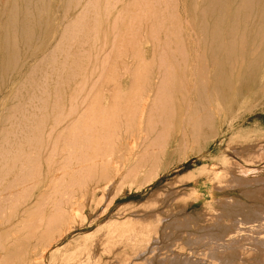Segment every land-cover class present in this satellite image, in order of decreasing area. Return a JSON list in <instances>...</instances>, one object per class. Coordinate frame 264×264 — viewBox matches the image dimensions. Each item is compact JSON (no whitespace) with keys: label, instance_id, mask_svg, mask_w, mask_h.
Here are the masks:
<instances>
[{"label":"rangeland","instance_id":"374dc122","mask_svg":"<svg viewBox=\"0 0 264 264\" xmlns=\"http://www.w3.org/2000/svg\"><path fill=\"white\" fill-rule=\"evenodd\" d=\"M6 1L7 0H0V4L4 5L6 4ZM62 1L64 0H53L52 12L56 17V29L54 30L56 37L55 39L53 37L46 40V46L48 48L50 47V49L54 48L55 45L59 42L61 31L64 25L73 17H75L80 9L78 7L76 8V10L74 9L66 13L62 5ZM84 1L85 0H83V2ZM181 1L183 0H180V2ZM236 1L238 0H230V3L234 5L233 2L236 3ZM54 2L56 3L54 4ZM128 3H130V0H97V30L95 31V33H97V36L95 37L96 34L94 35L92 33L91 38L89 39L90 41L88 40L85 43L86 45H84V49L87 50L85 56L86 54H88V56L90 55L89 58L91 57V59H84L86 63L85 66L88 64L89 69L88 65L87 68L84 67V70H86V72H82L83 76L79 75L78 77H76L72 82H70L69 85L66 86L64 90L65 112L69 110L71 104H75L77 106L76 113L80 111L84 112L87 107L90 108L91 106H94V108H91L95 110L92 111L91 108L90 110L87 109L88 112H86V114L89 113V115L93 117H91L92 119L90 118L91 121L96 122L99 117L101 120H98V125L95 122H90V120L86 121L85 124L89 126L90 124H88V122H90V126H93L92 123H94L95 127H93V129L95 130L97 128L95 131H97V133L100 132L97 137L100 134L103 135H100L102 137H98L99 140L97 138L98 144H96L97 146H95L97 148L98 146H101V148H99L101 149L100 151L105 149L106 151L109 150L107 152L104 151L99 154L101 157L98 156V163L96 161V156L94 155V157L92 155L93 151L91 152L90 150L91 154L89 153V157L91 155L90 158L92 159H89V163L88 161L85 162V167L87 166V164H90V166H87L86 168L83 167L85 170H81L80 173H78L79 171L73 172L75 171L74 169L72 172H69L71 169H68L67 173L65 171V173L68 175L65 176V181L67 183L73 181L74 183L72 184L77 183L75 185H79L78 188L80 187V185L82 186L81 188H83H79L81 189L79 190L77 187H75V189L77 188L76 190H78L80 194L79 196H81V194L83 193V197H79L80 199L78 200V202L80 200L82 202L80 201L81 203L79 202L80 204H78L76 200L75 203L78 204V206L81 205L80 207L75 205V209L78 207L76 210H79L80 214H78L79 212L75 211L76 217H74V221L73 223H71L73 224V226H71L72 228L67 225V227L65 226L66 229L62 228L63 230H67V234L63 238L61 237V232H63L61 231L62 229L55 230L52 233L53 235L51 234V237L49 236V238L47 237L45 239L46 241H43L41 239L37 240V236L27 237L26 228L22 229L24 230V233L20 231L22 236H19L20 232L14 234L12 233L11 235H9V238L5 239L7 241L2 240V243L5 242L7 244L6 245L4 243L6 246H10L13 248L19 245H26L25 247H22V249L27 247L28 248L22 250L20 248L21 246L19 247L23 256L20 255V252L19 256L17 255L18 253L14 255L9 253L8 255L7 251L5 252L2 250L1 252L0 249V264H7L5 262L3 263V261L6 260L9 261L8 264H20L21 262V264H37L39 259L36 256H38L42 251L40 247L42 246L43 248V246H47L46 244H50V241L53 242L51 244H54V247L58 246V254H61H59L60 257L57 260L56 264H264V246L261 247L262 245L259 243L258 249H254L256 247L253 248L252 244L247 246L245 245L243 247V245H237L238 241L236 240L240 238V235H238V233L236 232L237 227L245 228L246 226L250 225V223L256 218H259V222H262L264 218V82H262L260 79L258 80L257 78V80L253 81L250 84L241 85L237 90H235L236 96L233 95V97L228 101H226L224 98L223 103L219 102L216 98H213V102H211V110H213L212 113L214 118L213 126H207L209 123L207 125L201 124L202 126L199 128L200 132L196 134L191 133V125L186 122L187 120L184 121L183 119V117L185 116L184 113H186L187 109V101H192V99H194L193 101L195 102L193 103L192 101V105H196L197 102V95L195 97L196 92L194 93V90H192L194 87V83L193 81H191L192 84L190 82H187V85L190 86V89H178L179 91H176L174 98L175 104L177 105V115L179 117H182L181 119L183 121L179 119V117L175 118L176 120L170 119L166 122L164 121V119L159 120L160 117H157V114H159L160 112H155L156 110L158 111L159 106V100H157L159 99V97H157L158 92L156 88H158V86L161 84L160 79H164L162 73L163 68H160L159 64V53L161 51V48L163 47H161L163 43L160 42H163V37L161 34L160 39L162 41L158 39L159 36L155 39H150L147 37V40L145 41V37H143L145 35H142V40L144 41L142 42V44H139L140 54L138 55V53L136 52L138 55L136 57L134 54L135 47L130 42L131 29L130 19L128 18L131 17L132 9L128 8ZM184 3L188 4L187 0L181 2L182 7H180V13L181 10H184ZM185 7L187 8V6ZM187 9L189 10V8ZM185 10L181 13L184 18H186L187 15L189 17L193 15V13L189 12L190 10ZM184 12H186L187 15H185L186 13ZM139 14L141 15L140 9ZM142 15L141 18L142 20L144 19L142 23L146 25V19L142 17ZM252 15V17H255V21L254 19L251 20V16H249L248 21L252 24H255L257 22V14L255 12ZM142 23H140V26L145 34L147 33V31L145 29V26H142ZM251 23H248V25H250ZM58 24L62 27L60 26V28H58ZM255 25H257V23ZM255 25L251 26L254 27ZM90 42L91 44L89 45ZM93 43L95 44L93 45ZM185 43L187 46L190 44V46L193 48L191 49L190 46H188L189 52L192 53L191 57L196 56V54L201 52L200 49L195 47L196 45L193 44V41L190 42L189 40H187V42L185 41ZM168 48L169 50H171L170 48L173 47L172 45H168ZM193 52L195 53V55ZM38 56L41 57L42 54L40 53ZM38 56L36 59L33 58L31 60H26L25 62L27 63L24 64V67L20 72H16L10 75L12 77H9V79H7L8 81L6 80L7 82H5L6 85L4 84V87L2 86L0 92V101L2 98H7L15 88L14 86L19 84L20 80L22 81V79H24V74L39 58ZM57 57L58 63L56 65H53L55 70H53L55 72V74L53 75L55 76H53L51 80H54L55 77H57V75L59 74L60 71H58V69L56 68L59 67V63L64 60L65 52L57 51ZM32 60L35 61L33 62ZM87 60H89V62ZM145 69H148L149 72ZM88 71L89 73L87 75ZM144 74L148 75L149 77H146ZM150 76L154 81L150 79ZM170 77L168 76V78ZM182 77H184V79L189 78V76ZM13 83L15 85H13ZM92 85L94 86L93 88ZM130 85L132 88L130 87ZM81 87L83 90L81 89ZM133 87L136 88L133 89ZM117 91L118 93H116ZM53 92L54 91L50 90V100L54 98V96H57L55 95L57 93L54 94ZM74 94L75 99L70 98ZM150 94L154 95L150 96ZM84 97H86L87 99L84 100ZM68 98L70 100H68ZM119 99H121L120 102ZM132 99L133 101H135L132 102ZM185 99L187 100L185 101ZM73 100L77 102L72 103ZM112 100L113 102L115 101L116 107L115 105L113 106L115 108L118 107V109H115V113L113 114V116L112 111L114 110V108L112 109L113 106L110 107L113 103ZM147 100H149L148 102L150 103H154V105L146 103ZM176 101L179 103V107L182 105V109L181 107H178V103ZM8 103L10 104V102L7 101L6 104L8 105ZM123 103L125 105H122ZM84 104L86 105L84 106ZM136 104L137 107H139L138 109H140L142 106L145 107V105L143 104H146L147 108L145 107V111H143V107L142 110H138L136 109ZM204 104L208 106L207 102H205ZM5 105L0 106V108H3ZM149 105L153 107H151L153 110L149 107ZM155 105L156 107H154ZM220 105L221 107H219ZM105 106H107V108H105ZM123 108L126 112L122 110ZM106 109L111 112V114L109 112V114L107 115L111 116L112 118L104 115L105 112H107L105 111ZM178 109H180L181 112L178 111ZM100 110H104L105 112H101V114L99 115L98 112L100 113ZM130 110L131 112L129 113ZM116 111L119 112L117 113ZM122 111L124 113H122ZM136 111L138 113L142 112L144 114L142 120L138 119L141 117L136 113ZM90 112H94L96 114H90ZM202 112L204 113V110H202ZM76 113L69 116L64 122H62L59 125L60 128L67 125L68 121L70 122L73 118H75ZM133 113L135 114V116L132 117ZM180 113L184 116L180 115ZM97 114L99 115V117ZM101 116L107 117H104V119L109 122L107 123V125L109 124L108 127L117 126L118 130L115 129V135H119L121 133L118 138L116 136H111L114 135L115 130L111 132L114 127L112 129L106 128V122H104V120L102 119L103 117L101 118ZM108 117L111 119L109 120ZM114 117L117 120L114 119V121ZM127 117L131 118L129 119ZM178 119L179 122H176L178 121ZM161 121H164V123H162ZM151 123H153V125ZM100 126L104 127V129H101V131L99 129ZM137 126L140 127L138 128ZM149 126H151L152 128ZM136 127L138 129H136ZM109 130L111 132H109V134L111 135L107 133V131ZM102 131L104 133H107L108 135L106 134L105 136ZM150 132L152 133V135ZM93 133V131H90V134ZM160 133L161 135L167 134V136H165V138L162 137L160 141L159 138L157 141H155L157 139V135ZM161 135H158V137H160ZM104 136L108 141L106 140V138L103 139ZM107 136H111L113 138L112 141L115 144L111 142L112 138H109ZM100 138L103 140H100ZM116 138L119 140H117ZM196 138L198 141H195ZM104 140L106 142H104ZM107 142H110L108 143L110 145L113 144L112 146L116 145L115 147L120 145L119 149L118 147L116 149L114 147V149H118L119 152L115 151L113 147V150H111L110 146L109 148L107 146L105 147V145H108ZM157 142L159 145L158 147L161 146L162 148L159 153H156L157 150H153L157 145H155L154 143ZM145 143H147L148 145ZM140 144L142 146H140ZM149 144L152 145L149 147ZM58 145L57 154H59L53 156L54 160L58 161L57 163L55 162V164H60V162L62 163L61 158L62 156L66 155V152L63 151L62 143L60 142ZM153 146L154 148H152ZM131 147L134 148L131 150ZM121 148L123 149V151ZM148 148L149 150H147ZM151 148L152 150H150ZM143 149L145 151L144 153L141 152V150L143 151ZM163 149L164 151H162ZM129 150L130 153L128 154L127 151ZM137 150L139 152H137ZM115 153L118 156H116ZM224 153L226 157L222 155ZM42 154V158L45 159L44 155L46 153L44 152ZM138 154L139 156H135ZM45 156H47V154ZM133 156L136 158L134 159ZM219 156L223 157L224 159H221ZM227 156L230 159H228ZM44 159H42L41 161L43 175L41 180H44L45 176L47 175L46 173H48V168L46 169L48 163H46V160L44 161ZM134 160L137 161L135 162ZM217 160L219 161V165H217ZM225 160L230 161H227L226 165L223 163L220 164ZM79 162L80 161H76V159H74L71 160L70 164H72V166H76L78 164L79 166H81ZM53 163V166H57ZM150 163L151 165L149 166ZM228 163L232 164L230 165ZM91 164H95L94 167ZM116 164H121V166H123L122 164H124L123 168L118 172L119 174H115V169L111 168L112 166H117ZM82 165H84V163ZM100 165L104 169L105 167H108L107 172L104 171L103 168L99 167ZM131 165L134 168L131 167ZM210 165L212 167L209 169ZM227 165H229L228 169H226ZM232 165H235L236 169L232 170V168H230L232 167ZM126 166H128L129 168H127ZM214 166L215 169H213ZM91 167V173L93 172V175L90 173ZM124 167L128 169L127 172H125L126 170L124 169ZM108 169H110V171H108ZM129 169L131 170L129 171ZM220 169L223 172H221ZM225 169L230 170V172L232 171L231 173L229 171L227 172L229 173V177ZM210 170H216L215 173L217 172V174L213 172L212 175V172ZM100 171L102 173H100ZM133 171H135L134 175H127L128 172L129 174H133ZM233 172L235 173L234 175ZM76 173H78L79 175ZM219 174H221L222 176ZM90 175L93 178H91ZM103 175H105L106 177H103ZM74 176L77 180H72L73 178H75ZM230 176H236V182H241L240 180L242 179H244L245 181H250L251 186L249 185V189H246L248 187L247 184H236L235 181L232 182V180H234V177L232 178ZM68 177L72 181H70ZM79 178L83 179L81 180ZM113 179L114 181H112ZM39 185L40 188L35 189L33 192L34 195L31 198V203L36 201V197L43 190V183L40 182ZM39 189L40 191H38ZM52 196L51 199L54 196H58V194L54 195L53 197ZM230 199L232 200V203H226V201ZM46 203L48 204L45 205V207L47 206L48 208L46 207V209H49L51 207V200L49 199L48 201H45V204ZM15 205L16 203H9L6 213L10 212L11 214V210L16 211ZM13 212L12 214L14 215V213L16 212ZM258 214L259 217H257ZM3 221L5 220L0 218V223ZM8 224V222H5L3 226ZM109 225L118 228L116 229L117 231L115 230L114 232H112V230H110V227H108ZM133 232H139L140 234L139 236L137 235L138 237L135 236L132 238ZM23 234L26 236H24ZM18 236L21 238L23 237L24 239H19ZM218 236H223L222 240H225L224 242H231L232 239L236 241H234V243H231L233 245L229 248H216L214 237L219 238ZM16 237H18V240L16 239ZM262 237L264 238V234L259 235V242ZM139 238L141 241L139 240ZM25 239H28V242ZM240 239H242L241 241H239L241 243L246 241L253 243V241L245 240V237ZM16 240V243L18 245H15L16 243H14V241ZM139 242L146 245L145 252L141 253L140 255L135 253V248H137V244L139 245ZM19 248H15L16 251H19ZM49 253L51 254V252ZM49 253L46 255V260L48 261L51 260L49 259V257L52 256V254L50 255ZM1 255H3V258L1 257ZM15 255L17 257H14ZM147 257L153 258V262L145 261ZM5 258L7 259L3 261L1 260Z\"/></svg>","mask_w":264,"mask_h":264},{"label":"bare ground","instance_id":"6f19581e","mask_svg":"<svg viewBox=\"0 0 264 264\" xmlns=\"http://www.w3.org/2000/svg\"><path fill=\"white\" fill-rule=\"evenodd\" d=\"M183 1H181V2H183ZM62 2H63L62 5H63L66 13H68L69 11H72L74 9L76 10V8H78V7L80 9H79V12L77 13V15L75 17H73L69 22H67L64 25V27L62 28V31H61L60 40L55 45V47L52 49H50V47L48 48L46 46V44H47L46 40L49 38H53V37L55 39V37H56L55 32H54V30L56 29L55 28L56 17H55V14H53V12H52L53 0H7L6 4H4V5L0 4V92H1L2 86L4 87V84L6 85L5 82L8 81L7 79H9V77H12L10 75L13 73H16V72H20L23 69L24 64L27 63V62H25L26 60H28V59L31 60L33 58L36 59L40 53L42 54L41 57L38 56L39 58L36 61L32 60L33 62L34 61L35 62H34V64L31 63L32 65L30 66L28 71H26V73L24 74V79H22V81L20 80V83L17 84L16 86H14L15 87L14 89L12 88L13 90L8 95L7 98H2L0 101V106L5 105L7 101L10 102V104L8 103V105L6 104L3 108H0V123H1V128H0V218L5 220V221L0 223V249H1V252H2V250L5 252L7 251L8 255H9V253H11L13 255L18 253L17 255L19 256V252H20V255L23 256V254H21L20 248L22 249V247L26 246L25 244L21 243L25 246L19 245V246H15L13 248L10 246H6L7 244L5 242L4 243L6 245L4 243H2V240L9 238V235H11L12 233L13 234L19 233L20 231L23 232L24 230H22V229L26 228L27 237L28 236L29 237L37 236L38 237L37 240L41 239L43 241H46L45 239L47 237L49 238V236L51 237V234L55 230L65 228L66 225L70 226V227L73 226V224H71V223H73V221H74L73 219H74V217H76V212H75V211H77L76 209L81 206V205L78 206V204H80L82 201L80 200L81 202L79 201L80 202L79 203L78 200L80 199L79 197H81V196L83 197V195H82L83 193L81 192L82 194H81V196H79L80 194H79L78 190H76L79 185L76 186L75 184H77V183L72 184V183H74L72 180H74V179L77 180L75 176H74L75 178H73L72 180L69 178L70 176L68 177V179H70V181H72V182L67 183L65 181V178H66L65 176H68L66 173L68 172V169H71L69 172H72L74 169L75 171H73V172L79 171L78 173H80L81 170H85L84 168H86L87 166H90V164L89 165L87 164V166L85 167V164H86L85 162L88 161V163H89V159H92V158H90L91 155L89 157L90 150H91V152L93 151L92 155L96 156V161H97L98 156L101 157L99 154L106 151V149L100 151L101 149H99V148H101V146L100 147L98 146V148L96 147L97 146L96 144H98L97 142L99 140L98 137H102L103 135L100 134L102 136L99 135L97 137V135L100 132L97 133V131H95L97 128L95 130L93 129V127H95L94 123H92L93 126H90L91 125L90 122H95V121L90 120V118L92 116H90L89 113L86 114V112H88L87 109L90 110V108L91 107L94 108V106L90 105L91 107L90 108L87 107V109H85V107H84V109H85L84 112L80 111V112L76 113L77 106L75 104H71V106L69 107V110H67L66 112L64 111V105H65L64 90H65L66 86L69 85L70 82H72L76 77H78L79 75L83 76V73H82L83 71L86 72V70H84V67L87 68L88 64L85 66V64H86L85 58L88 59L90 55L88 56V54H86V56H85V53L87 52V50L84 49V45H86L85 43L91 38L92 33L94 35L96 34L95 37L97 36V33H95V31L97 30V0H85L84 2H83V0H64ZM181 2H180V0H130V3H128V5H127L128 8L132 9L131 17L128 18V19H130V29H131V36L130 35L129 36H130L131 44L135 47V50H134L135 53L134 52L133 53L137 57L140 54L139 44H142V42L144 41V40H142V35H145V36H143V37H145V41L147 40L146 39L147 37L150 39L151 38L155 39L158 36H159L158 39L160 41H162L160 39V36L162 34L163 42H160V43H163L161 45V47L163 46L162 47L163 49L161 48V51L159 53V55H160V58H159L160 63L159 64H160V68L161 67L163 68L162 73H163L164 79L163 80L160 79L161 84L158 86V88H156L157 92H158L157 97H159V99H157V100H159V106H158V111L156 110L155 112H157V113L160 112L159 114H157V117H160L159 120L164 119L165 122L167 120L169 121L170 119L178 118L179 116L177 115V111H176L177 105L175 104V100H174L176 91H179L180 89L182 90L185 88L190 89V86L187 85V82L191 83V81H193L194 87L192 86L193 87L192 90H194V93L196 92L195 97L197 95L196 105L191 104L194 99H192V101L188 100L187 106H186V108H187L186 113H184L185 116L182 115L181 113H180V115L184 116L183 117L184 121L187 120L186 122H188V124L191 125V128H192L191 133L196 134V133L200 132L199 128L202 126L201 124L207 125L209 123L207 126H210V127L213 126V123H214L213 119L214 118H213V113H212L213 110H211L212 109L211 102H213L212 101L213 98L214 99L216 98L219 102L223 103L224 98L226 101H228L233 97V95L236 96L235 90H237L241 85L250 84L253 81L257 80V78H258V80L260 79L262 82H264V0H238V1H236V3L233 2L234 5L231 4L232 1L230 3V0H187L188 4H186V3H184V4H185V6H187V8H189L190 11L183 4L182 5L184 7V10L186 8V10L193 13V15L191 16V14H190L191 17H189L187 15V13L184 12V13H186L185 15H187L186 18H184L183 15L181 14L184 10L183 11L181 10V13H180V9H181L180 7H182ZM55 3L56 2H54V4ZM139 9L141 11V15L143 13L142 17H144L146 19L145 20L146 25H144L142 23L144 21V19L142 20L141 15L139 14ZM54 12H55V10H54ZM255 12L257 14V16H256L257 25H255L256 23L252 24L251 22L248 21L249 16H251ZM252 16H251V20H253L255 18ZM254 21H255V19H254ZM140 23H142V26L143 25L145 26L147 33L144 34V31H142ZM248 23H251V24L248 25ZM251 25H255V26L252 27ZM60 26L61 25H59L58 28H60ZM141 31H142V33H141ZM187 40H189L190 42L193 41V44L196 45L195 47L200 49V51H201L198 54H196V56H193L195 58L191 57L192 53L189 52V48H188V46H190V44L187 46L185 43V41L187 42ZM95 43H93V45ZM90 44H91V42L89 43V45ZM93 45H92V47H93ZM168 45H170V46L172 45L173 48H170L171 50H169ZM190 48L193 49L191 46H190ZM191 49H190V51H191ZM57 51L65 52V58H64V60H62L59 63V67L56 68L60 72L57 75V77H55L54 80L52 79L53 80L52 81L51 78L53 76H55V75H53V74H55V72H54L55 70H54L53 65H56L58 63ZM136 52L138 53V55ZM194 55H195V53H194ZM89 59H91V57ZM87 61L89 62V60H87ZM132 67H133V65H132ZM158 68H159V65H158ZM88 69H89V65H88ZM145 70L148 71V69H145ZM56 73H57V71H56ZM88 73H89V71L87 72V75H88ZM146 74H144V75L147 77L149 75V73H148V75H146ZM168 76L169 77L171 76V77L168 78ZM182 76H185V77L189 76V78L184 79V77H182ZM160 77H162V76H160ZM150 79L152 80L151 76H150ZM152 81H154V80H152ZM75 82H76V80H75ZM144 83H145V81H144ZM13 85H15V84L13 83ZM93 85H95V84H93ZM93 85H92V88L94 87ZM130 87H131V85H130ZM135 88L133 87V89H135ZM151 88H152V86H151ZM81 89H82V87H81ZM50 90L54 91L53 92L54 94L57 93V94H55L57 96H54V98H52L51 100H50V97H51L50 96ZM118 91H119V89H118ZM118 91L116 93H118ZM225 91H227V92H225ZM128 92H129V90H128ZM134 92H135V90H134ZM151 95H154V94H150V96ZM146 96H148V95H146ZM74 97H75V94L70 98L75 99ZM195 97H193V98H195ZM116 98H115V100H116ZM83 99L85 100L87 98L84 97ZM68 100H70V99L68 98ZM120 100L121 99H119V102H120ZM145 100H146V98H145ZM186 100L187 99H185V101ZM134 101L132 99V102H134ZM142 101H143V99H142ZM148 101L149 100H147L146 103H150ZM74 102L76 103L77 101L73 100L72 103H74ZM86 102H88V101H86ZM95 102H96V100H95ZM112 102H113V100H112ZM194 102L195 101H193V103ZM205 102L208 103L207 104L208 106H206L204 104ZM219 102H218V105H219ZM150 104L154 105V103H150ZM184 104H185V102H184ZM85 105L86 104H84V106ZM93 105H94V103H93ZM113 105H115V101L112 103V105L110 107H112ZM122 105H125V104L123 103ZM143 105H145V107L147 108L146 104H143ZM218 105H217V107H218ZM97 106H96V108H97ZM115 107H116V105H115ZM115 107L114 106L112 107V109L114 108V110L112 111V116L115 113V109H118V107L117 108H115ZM136 107H137V104H136ZM142 107L140 108L141 110H142ZM145 107H143V111H145L144 110ZM149 107L151 108L152 106L149 105ZM154 107H156V105ZM178 107H179V103H178ZM180 107L182 109V105ZM219 107H221V105ZM103 108H104V106H103ZM105 108H107V106H105ZM133 108H131V109H133ZM138 108L139 107H137L136 109H138ZM140 109H138V110H140ZM93 110H95V109H92V111ZM120 110H121V107H120ZM122 110H124V108ZM152 110H150V111H152ZM202 110H204V113L202 112ZM105 111H107L108 113ZM105 111L100 110V113L98 112V114L100 115L101 112H103V113L105 112L104 115H107L110 112L107 109ZM178 111L181 112L180 109H178ZM130 112H131V110L129 111V113ZM75 113H76V117L75 118L72 117L73 119L70 122L68 121L67 125L62 126L60 128L59 125L62 122H64L69 116H71ZM91 113H94V112H90V114ZM122 113H124V112L122 111ZM136 113L139 114L141 117L138 119L142 120L144 114L142 112H141L142 114L138 113L137 111H136ZM94 114H96V113H94ZM94 114H92V115H94ZM110 114H111V112H110ZM99 115H98V117H99ZM107 116H109V115H107ZM129 116H130V114H129ZM133 116H135L134 113H133L132 117ZM104 117L105 116H101V118L104 120V122H106L105 125H107V123H109V122H107L104 119ZM109 117H111V116H109ZM115 117L113 118V120L117 118V117L116 118ZM105 118H107V117H105ZM111 118H109V120ZM119 118H120V116H119ZM127 118L130 119L131 117H127ZM181 118L182 117H179V119H181ZM96 119H94V120H96ZM99 119H100V117L95 122L97 125L99 124V121H98ZM149 119H151V118H149ZM179 119L176 122H179ZM89 120H90V122H88V124H90V125L88 126L85 124V122L89 121ZM97 121H98V123H97ZM136 121H137V119H136ZM164 121L163 122L161 121V122L164 123ZM100 122H103V121H100ZM153 123H151V124L153 125ZM180 123H181V121H180ZM108 125L105 127L109 128V129H112L114 127L111 132H113L115 129L118 130L117 126L108 127ZM159 125H161V124H159ZM101 126L99 128L100 131H101V129L102 130L104 129V127H101ZM146 126H145V128H146ZM151 126H149V127H151ZM154 126H157V125H154ZM137 127H136V129H138L140 126L138 128ZM164 129H165V127H164ZM116 130L114 132V135L109 134L110 130L107 131V133L111 136H116L118 138V136L121 135V133L119 132L120 133L119 135H115ZM90 131H93L94 133L90 134ZM153 131H155V130H153ZM141 132H143V131H141ZM107 133L103 132V134L105 136ZM117 133H118V131H117ZM123 133H125V132H123ZM167 133H169V132H167ZM151 135H152V133H151ZM158 135H161V133ZM158 135L156 137L157 139L154 137L156 139L155 141H157L158 138L160 141V139L162 137L165 138V136H167V134H162L160 137H158ZM105 136L103 137V139L106 138ZM198 136H199V134H198ZM107 137H109V136H107ZM97 138H98V140H97ZM103 139L100 138V140H103ZM106 140H107V138H106ZM112 140H113V138L111 139V142L113 143ZM117 140H119V139H117ZM125 140H127V139H125ZM196 140H197V138L195 139V141ZM60 142L62 143L63 151L66 152V155L62 156V158H61L62 163L60 162V164L59 163L55 164V162L57 163L58 161H55L53 156L59 154V153L57 154V152H58L57 145ZM104 142H106V141L104 140ZM116 142H118V141H116ZM158 142L154 143L155 145L157 144L155 149H153V150H157L156 153H159L160 150L162 149L161 146L158 147L159 146ZM161 142H162V140H161ZM164 142H163V145H164ZM108 143H110V142H107V144ZM113 144H115V143H113ZM145 144H147V143H145ZM152 144H149V147ZM112 145L108 144V145H105V147L107 146L109 148V146H110L111 150H113L116 145L115 146H112ZM136 145H138V144H136ZM119 146L120 145L117 146L118 149L120 148ZM140 146H142V145L140 144ZM154 146L152 148H154ZM112 147H113V149H112ZM117 147H115V149ZM133 148L134 147H131V150ZM152 148L150 150H152ZM118 149L115 151H118ZM144 149H143V151L141 150V152L144 153L145 152ZM60 150H61V148H60ZM111 150H110V152H111ZM147 150H149V148ZM63 151H62V153H63ZM107 151H109V150H107ZM122 151H123V149H122ZM162 151H164V149ZM44 152L47 154V156H45L46 154L44 155L45 159L42 158V155H43L42 153H44ZM127 152L129 154L130 150ZM137 152H139V151L137 150ZM154 153H155V151H154ZM112 154H114V153H112ZM115 155H116V153H115ZM222 155H224V157H226L225 153ZM116 156H118V155H116ZM135 156H139V154L135 155ZM228 156H227V158H228ZM133 158L135 159L136 157L133 156ZM137 158H139V157H137ZM148 158H150V157H148ZM220 158L222 159L223 157H220ZM227 158H225V159H227ZM42 159H44V161L46 160L45 162L48 163L47 164L48 166L46 167V169L48 168L47 169L48 173H46L47 175L45 176L44 180H41L42 176H43L42 175V162H41ZM74 159H76V161H80L79 163L81 164V166H79V164L76 166L75 165L72 166V164H70V162H71V160H74ZM103 159H101V160H103ZM126 159H128V158H126ZM146 159H147V157H146ZM160 159H161V157H160ZM228 159H230V158H228ZM98 160H100V159H98ZM158 160H159V157H158ZM227 161L229 162L230 160H227ZM227 161L226 160L223 162L220 161L221 162L220 164L223 163L226 165ZM94 162H95V160H94ZM218 162L219 161L217 160V163ZM52 163L57 165V166H53ZM76 163H78V162H76ZM83 163H84V165H82ZM97 163H98V161H97ZM228 164L231 165L232 163H228ZM91 165L94 167L95 164H91ZM122 165L124 166V164H122ZM132 165H131V167H133ZM150 165H151V163L149 164V166ZM217 165H219V163ZM123 166H121V164H119L117 166H112V167L110 166V167L112 169H115L114 170L115 174H119L118 172L120 171V169L123 168ZM128 166H126V167L129 168ZM99 167H101V165ZM211 167L212 166L210 165L209 169ZM228 167H229V165H227L226 169H228ZM101 168H103V167H101ZM107 168L108 167H105V169L103 168L104 171L107 172ZM133 168H132V170H133ZM230 168H232V170L236 169L235 165H232V167H230ZM96 169H97V166H96ZM110 169H108V171H110ZM124 169L126 170L125 172L128 171V169H126L125 167H124ZM213 169H215V166L213 167ZM93 170H94V168H93ZM130 170L131 169H129V171ZM230 170H226V173L228 171L230 172ZM65 171H66V173H65ZM91 171H92V167L90 168V173H91ZM104 171H103V173H104ZM135 171H136V169H135ZM135 171H133V174H131V173L129 174V172H128L127 175H134ZM215 171L214 170L211 171L212 175H213V172L215 173ZM220 171H221V169H220ZM221 172H223V171H221ZM78 173H76V174H78ZM100 173H102V172L100 171ZM68 174H70V173H68ZM71 174H73V173H71ZM76 174H74V175H76ZM215 174H217V172ZM227 174L229 177V173H227ZM234 174L235 173L233 172V175ZM101 175H100V178H101ZM219 175H221V174H219ZM83 176H81V177H83ZM104 176L105 175H103V177ZM224 177H226V176H224ZM230 177H232V176H230ZM233 177L232 178L234 180L231 179L232 182L235 181L236 176H233ZM91 178H93V177L91 176ZM151 178H152V176H151ZM79 179L82 180L83 178H79ZM105 179H108V178H105ZM109 179H110V177H109ZM114 179L112 181H114ZM81 180H79V181H81ZM88 180H90V179H88ZM240 181L241 182H239V181L238 182L235 181V182H236V184H240V183L241 184H247L248 187L246 189H249V185L251 186L250 181H245L244 179H242ZM40 182L43 183L44 188L42 187L43 190L36 197V201L31 203V198L34 195L33 192L35 189L40 188L39 187ZM95 182H97V181H95ZM225 182H227V181H225ZM79 183H81V182H79ZM110 183H111V181H110ZM82 185H84V184H82ZM75 187H77V188L75 189ZM81 187L82 186L80 185L79 188H81ZM252 187H253V185H252ZM81 189H83V188H81ZM81 189H79V190H81ZM38 191H40V189ZM83 192H84V190H83ZM56 194H58V196H54ZM51 196L53 197L52 199H51ZM45 199L51 200V207L49 209H46L47 206L45 207V205H47L50 202L45 204V201H48ZM81 199H83V198H81ZM76 200H77L78 204H75ZM231 201H232L231 199L227 200L226 203H232ZM9 203H12V204L16 203V205H15L16 211L11 210V214H10L9 210H8L9 213H6V210L9 206ZM75 205L78 206L76 209H75ZM16 206H17V208H16ZM81 210H82V208H81ZM13 211L16 213H14ZM12 212L14 213V215L12 214ZM77 212H79V210ZM78 214H80V212ZM257 217H259V214ZM77 218H79V217H77ZM5 222H8L9 224L3 226V224ZM108 227H110V230H112V232H114L116 229H118V228L113 227L112 225H109ZM61 231H63V232H61ZM61 231H60L61 235H62L61 237L63 238L66 236L67 230L62 229ZM236 232L238 233V235H240V238L245 237L246 238L245 240L253 241V243L247 242V241L241 243L239 241H241L242 239H240V238L236 239L235 238L238 241L237 245H243V247H244L245 245L247 246V245L252 244L253 248L256 247L254 249H258L259 243L262 245L261 247L264 246V238L263 237L260 239V242H259V235L264 234V218H263L262 222H259V218H256L255 220H253L250 223V225L246 226L245 228L237 227ZM139 234H140L139 232H136V233L133 232L132 238L135 236L138 237ZM26 235H24V236H26ZM141 235H142V233H141ZM19 236H22L21 232H20ZM18 237H16V239ZM222 237L223 236L219 237L220 239L214 237V239H215L214 242H216V245H215L216 248H221V249L229 248L230 246L233 245L231 243H234V241H236V240L232 239L233 241L231 240V242H224L225 240L223 241ZM22 238L19 237V239H22ZM141 239H142V237H141ZM17 240L14 241V243H16ZM139 240H140V238H139ZM245 240H243V241H245ZM5 241H7V240H5ZM35 242H36V240H35ZM49 243L50 244H48V243L46 244L47 246H45V247L43 246V248H42V246L40 247L42 249V251L39 253L38 256H36L39 259L37 264H56L57 263V260L59 259L60 255H61L60 253H59L60 255L58 254V251H59V249L57 248L58 246L54 247V244H51V243H53L51 241ZM255 243H257V244H255ZM8 245H10V244H8ZM15 245H18V244L16 243ZM38 246H40V245H38ZM17 247L18 248L20 247L19 251H16L15 248H17ZM27 248H24V249H27ZM245 248H247V247H245ZM24 249H22V250H24ZM135 249H136L135 253L140 255L141 253L145 252L146 245L144 243L139 242V245L137 244V248H135ZM32 251H34V250H32ZM49 252H51V254H52V256L49 257V259H51L50 261L46 260V255ZM3 255H1V257ZM8 255H6V256H8ZM9 257H11V256H9ZM14 257H17V256L15 255ZM6 259L7 258L1 259V260L3 261ZM9 259H11V258H9ZM149 259H150V261H149ZM153 260H154L153 258H148V257L145 259V261H148V262H153ZM225 261H226V259H225ZM4 262L8 264L9 261L6 260V261H3V263ZM91 264H94V263H91Z\"/></svg>","mask_w":264,"mask_h":264}]
</instances>
